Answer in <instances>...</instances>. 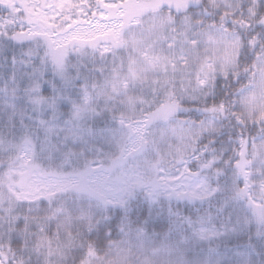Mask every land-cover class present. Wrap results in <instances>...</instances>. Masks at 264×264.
Instances as JSON below:
<instances>
[{"label": "snow or ice", "instance_id": "6c2138e0", "mask_svg": "<svg viewBox=\"0 0 264 264\" xmlns=\"http://www.w3.org/2000/svg\"><path fill=\"white\" fill-rule=\"evenodd\" d=\"M0 264H264V0H0Z\"/></svg>", "mask_w": 264, "mask_h": 264}]
</instances>
